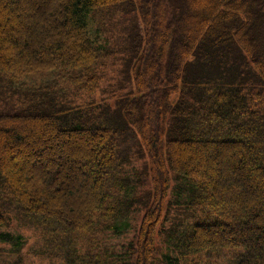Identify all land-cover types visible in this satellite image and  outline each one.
Returning a JSON list of instances; mask_svg holds the SVG:
<instances>
[{
	"label": "trees",
	"instance_id": "16d2710c",
	"mask_svg": "<svg viewBox=\"0 0 264 264\" xmlns=\"http://www.w3.org/2000/svg\"><path fill=\"white\" fill-rule=\"evenodd\" d=\"M132 9L139 94L111 108ZM0 103V264H25L22 229L49 264H264V0H0Z\"/></svg>",
	"mask_w": 264,
	"mask_h": 264
},
{
	"label": "rangeland",
	"instance_id": "374dc122",
	"mask_svg": "<svg viewBox=\"0 0 264 264\" xmlns=\"http://www.w3.org/2000/svg\"><path fill=\"white\" fill-rule=\"evenodd\" d=\"M116 17L118 20L112 29L116 38V45L118 47L117 52L113 56L115 67L113 71L109 73L110 76L107 78V82H102L100 89L96 91L95 100H100L97 102L101 103L105 102L111 108L115 107L117 102H120L124 108L126 105L125 103L133 96L138 95L139 92L135 89L131 78V60H133V57H131L126 50H122L121 48L127 42L126 36L130 33V31L143 36V25L137 9L128 10L125 13H118ZM39 77L44 81H55L54 75H52L50 71L42 73ZM80 104V101L67 95L62 101V107H65V109L71 108L72 106H81ZM1 109L4 110L5 108L2 107ZM128 140L130 141V137ZM144 158H146V155H144ZM192 217L193 219H197L199 221H211V219L199 217V214ZM131 221L133 226L138 225L139 216H136ZM160 223L157 225L154 232V242L157 246L163 247L164 238L162 232L160 231ZM21 232L26 240V246L20 251L25 264H49L47 259L42 260L37 254L39 244H41L39 233H35V231L31 229H26V231L25 229H22ZM126 233L128 237H131L133 229L127 231ZM242 251L243 247L241 246L205 248L197 252L186 254L181 261V264H232L235 257Z\"/></svg>",
	"mask_w": 264,
	"mask_h": 264
}]
</instances>
